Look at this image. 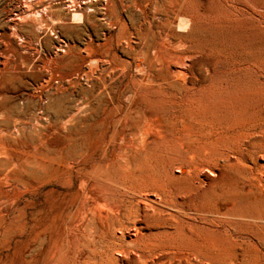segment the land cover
<instances>
[{
  "label": "bare ground",
  "instance_id": "6f19581e",
  "mask_svg": "<svg viewBox=\"0 0 264 264\" xmlns=\"http://www.w3.org/2000/svg\"><path fill=\"white\" fill-rule=\"evenodd\" d=\"M207 1L216 6L223 5V1L240 4L258 14L264 10V0ZM132 2H149L153 9L145 13L142 23L129 11L132 27L119 18L127 41L122 57L110 49L99 54L92 40L83 50L63 42L50 58H37L43 46L51 47L49 36L75 35L78 23L90 24L91 31L97 32L95 20L80 6H66L68 12L63 15L52 11L51 0L36 4L34 0H18L16 5L0 9V261L9 231L23 215H28L35 227L43 223L28 243L29 258L48 259L53 222L60 226V246L67 243L69 220L64 213L54 219L50 216V187L54 179V183L59 182L57 179L70 170H83L89 164L92 168L102 166L108 174L103 182L93 185L97 197L92 202H79L71 220L83 215L74 243L82 251L85 264H224L206 236H229L245 249L260 247L264 241V103L257 119L245 127L249 136L247 157L253 164L251 176L257 181L249 187L254 197L246 208L227 207L225 201L212 200L211 184L204 181L202 187L191 181L184 189L173 190L140 182L133 176L134 169L154 159L146 151L152 128L164 124L184 142L198 135L194 128L181 127L186 118L177 105L193 88L194 77L205 82L211 69L204 64L198 44L179 33L190 32L193 23L190 17L181 18V0ZM249 29L239 43L238 58L228 66L222 64L217 73L240 75L248 83L258 84L261 76L264 78V70L258 67L259 57L264 62V40H257V27ZM37 68L49 75L38 86L41 91L46 85L50 88V82L61 75L79 86L76 95L66 87L67 92L52 91V86L37 98L28 88V79L35 76ZM117 70L119 83L110 85L107 77ZM97 72L99 85L97 81L87 87L80 84V78H92ZM24 85L27 91L23 92ZM148 88L161 96L157 111L145 104L131 105L137 92ZM117 96L122 104L120 120L126 126L120 134L121 144L111 156L81 162L85 154L78 145L80 114L95 104H112ZM188 153L190 161L171 160L170 169L189 176L213 174L208 158L195 161L198 154L193 150ZM37 194L44 197L41 207L37 205ZM238 235L250 240L239 243Z\"/></svg>",
  "mask_w": 264,
  "mask_h": 264
},
{
  "label": "rangeland",
  "instance_id": "374dc122",
  "mask_svg": "<svg viewBox=\"0 0 264 264\" xmlns=\"http://www.w3.org/2000/svg\"><path fill=\"white\" fill-rule=\"evenodd\" d=\"M38 2L39 0H34L35 4ZM51 2L52 6L54 5L52 11L62 15L68 12L66 6L82 7L95 20L94 24H97L98 30L96 34L93 30L91 31L90 24L77 22L76 25L79 30L75 35L73 33L67 36H55V34L49 36V46L51 44V47L47 49L43 46L40 52L41 56L36 55L37 58H50L58 47L64 44L63 42L71 47L76 45L75 48L80 47L83 50L92 40L98 47L99 54L110 49L111 52L122 57L121 50L127 47V41L123 39L125 33L123 22L132 27L128 12L131 11L135 16H138L140 22H143L146 14L152 13L151 9H153L149 2L145 4L139 2L141 4L139 5L143 7L142 9L137 5L138 3L136 4L132 0H76L72 3L69 0H51ZM15 3L17 4L18 0H0V9L14 6ZM142 3L145 5V9ZM180 12L181 18L188 19L190 17L193 19V23L190 32L179 33L185 35L187 41L198 44L204 64L211 69V75L205 82L201 83L198 78L194 77L193 88L186 93L184 100L177 105L183 111L185 116L183 117L186 118L181 127L188 126L199 133L196 137H192L195 138L194 141L188 139L184 142L174 136V133L169 132L168 126L164 124L152 128L146 151L153 155L154 159L149 164L134 169L133 176L140 182H150L173 190L184 189L187 183L191 181L197 182L202 187V181H204L211 184L209 196L212 200L225 201L227 207L246 208L254 197V193L249 190V187L254 183L257 184V181L251 176L250 168H253V164L247 157L246 143L249 136L245 134V127L257 119L260 108L263 107L264 78L261 76L258 84H252L248 83L243 76L219 74L217 70L222 64L228 66L238 58L239 43L243 37L248 35L251 26L258 28L257 40H264V10H261L258 14V12L255 13L247 7L231 2L223 1V5L216 6L208 3L207 0H181ZM230 15H235L238 19H232ZM119 18L123 22L119 23ZM249 18L252 20H248ZM81 53L83 55L87 54L86 51H81ZM258 61V67L263 71L264 62L260 57ZM37 69L35 76L37 75L36 77L40 79L43 74V78L38 80L34 76L32 79H28L29 84L27 82L29 90H33L31 92H34L37 98L42 96V92L51 89L55 92L60 89L59 92L69 90L68 92L73 96L79 90V86L75 87L68 80L69 78H61V75H58L50 82V88L53 86L51 89L49 85H46L44 90L41 91L38 86L44 83L43 80H46L49 75L47 72L45 75V70ZM98 74L97 72L96 75L92 76L95 80L87 77L80 78V82H82L80 84L87 87L90 82L99 81ZM112 74L114 76L107 77V81H110L108 82L110 85H115L119 83V78L116 77H118L117 74H120V70L115 72L116 75ZM64 80L66 82L68 80V82L66 83ZM98 81L95 82L97 85H99ZM69 82L74 88L72 85L68 87ZM26 85L23 88L21 87L23 92L24 90L27 91ZM37 94L41 95L38 96ZM160 102V94L154 89L148 88L137 92L131 105L141 106L145 104L149 105L150 109L157 111L155 108H160ZM121 111L122 104L118 96L112 104L106 103L99 107L95 104L93 109L82 111L80 114V127L77 130V136L80 140L77 142L79 148L82 146L86 153L80 148L82 153L85 154L80 159L81 162L90 163L94 157L111 156L112 151L121 144L120 134L126 128L125 123L120 120ZM188 150H193L198 154L193 159L195 161L208 158L210 163L212 162L211 170L213 174L198 173L189 176L170 169L171 160H191ZM182 152H184V155ZM83 170H70L66 176L57 179L59 182L54 183L56 181L54 179L50 187L52 189L49 199L50 216L54 219L58 213H64L69 220V227L67 226L66 230L67 243L60 246V226L53 222L51 249L48 259L39 258L35 260L29 258L27 255L28 243L36 231L42 228L43 223L39 222L35 227L29 216L23 215L9 231V238L3 247L0 264H85L82 251L74 243V235L76 236L79 233L78 223L82 221L83 215L79 214L75 221L71 220L75 217L79 202H92L97 197L96 192L98 193V191L93 188V185L103 182L108 172L102 166L92 168L90 164ZM84 180L87 181L83 182ZM201 187H199L200 191H203L204 188ZM124 191L127 190L124 189ZM35 196L37 205L39 207L43 206L44 197L39 194ZM224 230L228 231L227 229ZM206 239L218 260L224 264H235L234 261L238 262L236 264H264V241L260 244V247L245 249V247L235 243L229 236L210 234L206 236ZM237 239L239 243L250 240L245 235H238Z\"/></svg>",
  "mask_w": 264,
  "mask_h": 264
}]
</instances>
